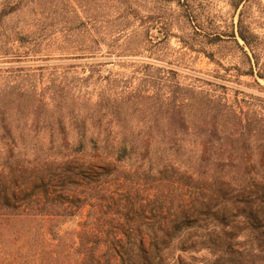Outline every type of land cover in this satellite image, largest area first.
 Instances as JSON below:
<instances>
[{"label":"rangeland","instance_id":"374dc122","mask_svg":"<svg viewBox=\"0 0 264 264\" xmlns=\"http://www.w3.org/2000/svg\"><path fill=\"white\" fill-rule=\"evenodd\" d=\"M263 76L264 0H0V204L33 211L37 194L21 244L37 264L44 244L80 251L55 264H122L124 248L135 264H264V198L165 169L196 137L171 134L172 102L205 90L264 115ZM83 118L144 138L153 165L68 155Z\"/></svg>","mask_w":264,"mask_h":264},{"label":"trees","instance_id":"16d2710c","mask_svg":"<svg viewBox=\"0 0 264 264\" xmlns=\"http://www.w3.org/2000/svg\"><path fill=\"white\" fill-rule=\"evenodd\" d=\"M240 36L249 44V38L240 29ZM236 43L240 47L236 40ZM247 55V53L245 52ZM254 74L252 66L251 72ZM264 77V76H263ZM188 90V89H187ZM191 93L193 90H189ZM171 121L169 129L176 132L193 134V146L189 154L169 162L165 169L182 171V177L188 183H204L203 191L217 193L220 197L253 194L263 201L264 198V115L231 101L226 95L211 94L205 90L195 92L194 96L184 97L178 104L171 103ZM194 111L193 115L190 111ZM184 111V112H183ZM186 111H189L186 113ZM96 127V126H94ZM77 133L68 149V155L91 156L99 151L120 163L131 159L135 151H140L141 163L153 165L147 153H141L145 139L134 140L131 136H112L106 130H92L86 118L76 126ZM91 130V131H90ZM171 135V136H172ZM177 164V168H174ZM16 168V167H15ZM14 168L9 170L13 171ZM19 170L13 175H15ZM32 173H37L32 171ZM5 175L0 172V177ZM33 177H36L33 174ZM214 187H219L215 190ZM213 191V192H212ZM217 191V192H215ZM18 199V198H15ZM33 211L12 204L7 196L0 204V264H37L32 251L37 252L34 244H21L23 240H34L30 231L23 235L15 229L20 220L37 218V194L33 200ZM25 236V237H24ZM50 252V264L58 259L66 260L80 251L73 253L68 244H44ZM20 247L28 249L26 254ZM122 264H135L134 250L124 248ZM85 250L81 252L86 255ZM84 259V258H83ZM82 259V260H83Z\"/></svg>","mask_w":264,"mask_h":264}]
</instances>
